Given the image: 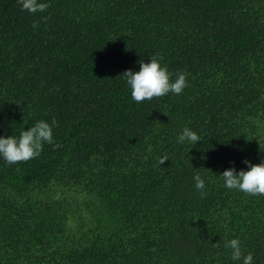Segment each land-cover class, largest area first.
I'll use <instances>...</instances> for the list:
<instances>
[{"label": "trees", "instance_id": "16d2710c", "mask_svg": "<svg viewBox=\"0 0 264 264\" xmlns=\"http://www.w3.org/2000/svg\"><path fill=\"white\" fill-rule=\"evenodd\" d=\"M49 3L0 0V135L57 125L0 159V264H240L235 237L264 264V196L219 176L264 160V0ZM155 55L189 85L137 103L121 75Z\"/></svg>", "mask_w": 264, "mask_h": 264}, {"label": "clouds", "instance_id": "9594fccd", "mask_svg": "<svg viewBox=\"0 0 264 264\" xmlns=\"http://www.w3.org/2000/svg\"><path fill=\"white\" fill-rule=\"evenodd\" d=\"M22 11L32 14L45 13L50 7L49 0H18ZM46 17H42L45 19ZM33 24V27H37ZM162 56H151L148 62H140L139 70L126 69L121 77L125 80L126 86L130 89L131 99L137 103L151 101L155 97H162L169 93L180 95L189 85L186 72L176 74L168 70L163 64ZM56 121L49 123L46 120H39L31 127H27L19 132L18 135H0V159L12 165L23 161H28L38 157L43 150L45 143H51L54 139V128ZM201 141V136L197 131L185 126L177 135L178 144H189L195 146ZM193 148V147H192ZM168 157H160L159 163L163 164ZM243 163L247 169L228 167L219 174L223 186L228 190H237L253 196H264V160L259 163H252L245 159ZM194 187L205 196L206 180L210 179L195 175L193 177ZM225 248L231 249V260L240 264H255V258L251 251L245 254L241 240L235 237L226 240Z\"/></svg>", "mask_w": 264, "mask_h": 264}]
</instances>
